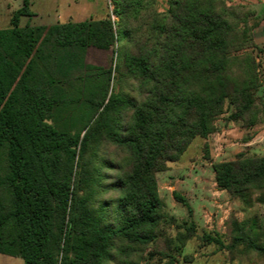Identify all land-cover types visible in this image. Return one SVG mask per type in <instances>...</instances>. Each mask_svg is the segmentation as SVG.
<instances>
[{"label": "trees", "instance_id": "obj_1", "mask_svg": "<svg viewBox=\"0 0 264 264\" xmlns=\"http://www.w3.org/2000/svg\"><path fill=\"white\" fill-rule=\"evenodd\" d=\"M114 2L118 23L21 26L33 15L22 0L0 28V253L23 264H141L146 256L173 264L196 226L162 231L157 173L214 131L226 101L230 119L256 122L254 45L235 8L168 0L157 12L152 0ZM115 44L113 68L85 61L88 47ZM211 167L244 208L264 205V155L238 153ZM224 225L226 240L203 229L201 243L230 261L264 255L256 215L230 214Z\"/></svg>", "mask_w": 264, "mask_h": 264}, {"label": "rangeland", "instance_id": "obj_2", "mask_svg": "<svg viewBox=\"0 0 264 264\" xmlns=\"http://www.w3.org/2000/svg\"><path fill=\"white\" fill-rule=\"evenodd\" d=\"M152 1L151 9L154 11L164 12L168 7V0ZM222 2L243 15L241 21H244L250 28L254 46L248 48L247 52L254 57L256 62L259 86L254 91V98L259 111L256 114V122L248 125L247 119L244 121L230 119L232 108L226 101L222 113L214 121V131L207 138L195 137L178 161L168 163L183 167L175 174V178L185 176L190 166H193L196 175L201 174L204 178L205 188L196 194L190 192L191 188H188V192L187 189L178 187L180 180L176 184L178 194L185 199L191 209L190 213L186 205L174 199L170 190L171 184H167L164 171L157 173V184L163 201L162 231L166 235L174 236L176 225L193 223L196 226V235L189 239L180 251L174 253L173 264H264V255L255 252H251L247 260L236 257L230 261L227 251L218 248L215 244L203 245L199 238L202 230L205 229L218 232L223 240H226L224 221L230 214L238 220L256 215L258 220L264 224V205L255 203L250 208H244L225 190L220 189L216 183L213 184L211 178L213 162L232 160L238 153L246 156L264 155V115L260 110L264 104V0H222ZM21 5L22 0H0V28L9 26L13 11ZM114 6V0H31L30 9L33 15L22 16L20 25L23 26L26 23L50 25L66 21L78 22L89 18L99 19L106 16H109L114 23H118L119 19L113 12ZM116 48L117 44L106 50L88 47L85 61L104 68H113ZM111 84L114 89L118 88L113 82ZM192 199H198V204L192 202ZM0 264H22V259L0 254ZM141 264H168V259L146 256Z\"/></svg>", "mask_w": 264, "mask_h": 264}, {"label": "crops", "instance_id": "obj_3", "mask_svg": "<svg viewBox=\"0 0 264 264\" xmlns=\"http://www.w3.org/2000/svg\"><path fill=\"white\" fill-rule=\"evenodd\" d=\"M182 168L183 167H179V166L176 167V166L168 164V169L166 171H164V173L162 172L164 174V176L167 177L166 178L167 179L166 180L167 184L168 183L171 184V186H170L171 193L173 191L178 193V190H177L178 187H180L182 189L184 188V190L187 189V191H188V188L189 189L191 188L192 191H190V192H192L193 194L198 193V191H202L205 188L204 178H203V176L201 174L200 175H198V174L196 175L195 174L193 166L188 167L189 169H188L187 173L185 174V176L181 177L182 179L181 178H175V174L178 173L179 171H181ZM211 178L213 180V184H215L214 172H213L212 169H211ZM187 179H191V180L188 181ZM179 180L181 181V183H178ZM177 183H178V185H177L178 187L176 186ZM189 183H191V185H189ZM158 192H159V188H158ZM159 195H160V193H159ZM197 201H198V199H192V202H194L196 204H198ZM223 218H225V217H223ZM11 257H13V256H11ZM22 264H23V262H22Z\"/></svg>", "mask_w": 264, "mask_h": 264}]
</instances>
